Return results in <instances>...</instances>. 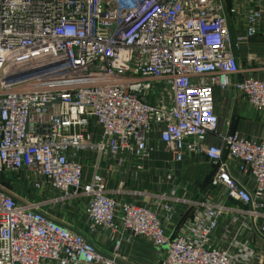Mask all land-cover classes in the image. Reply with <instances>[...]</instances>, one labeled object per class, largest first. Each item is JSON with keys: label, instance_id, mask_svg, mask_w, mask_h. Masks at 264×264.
<instances>
[{"label": "built area", "instance_id": "2783aa9c", "mask_svg": "<svg viewBox=\"0 0 264 264\" xmlns=\"http://www.w3.org/2000/svg\"><path fill=\"white\" fill-rule=\"evenodd\" d=\"M228 14L244 36L264 30V0H0V264H134L117 249L137 236L162 248L158 264L252 263L240 234L264 233V137L221 131L213 87L264 109V73L238 75L242 35L231 36ZM154 82L168 103L147 97ZM153 129L173 160L213 164L220 199L160 192L147 206L108 194L98 157L147 156ZM83 151L97 156L86 177ZM78 196L110 252L42 209ZM178 201L188 208L176 218ZM226 213L233 231L222 228L219 245Z\"/></svg>", "mask_w": 264, "mask_h": 264}, {"label": "crops", "instance_id": "0c3cea01", "mask_svg": "<svg viewBox=\"0 0 264 264\" xmlns=\"http://www.w3.org/2000/svg\"><path fill=\"white\" fill-rule=\"evenodd\" d=\"M227 24L233 38L236 35H242L237 47L234 49L238 61V75L251 74L258 76L264 73V60L260 58L264 55V30L261 29V26L255 34L244 36L243 21L240 16L228 14ZM247 54L254 56L248 59ZM213 90L215 109L218 112V127L221 131L234 130L250 138L264 137V109L252 107L245 97L235 94L231 87L219 88L214 86ZM211 140V137L206 139L207 142ZM147 143L150 146L149 153L140 159H135L128 154H117L115 156L105 154L98 157V169L106 171L105 186L108 194L114 199L119 201L123 199L135 200L139 204L149 206L155 199L154 194L160 192L187 199L209 196L214 200H218L222 197L223 189L221 187L213 189L210 185L209 180L214 167L202 154L185 156L180 161L173 160L167 146L158 139L157 130L155 129L148 132ZM117 156L120 158L118 163L116 161ZM96 157L93 151H83L77 156L78 159L84 162V177L91 172ZM168 171L172 172L178 182V185L176 184L177 186L173 189V193L170 192L173 182L166 177ZM231 172L241 182L247 185L250 183V180L240 176L235 169L231 168ZM30 196L32 197V195ZM45 196L46 194L35 195L36 198L41 197L43 200ZM228 202L231 201L228 200ZM173 204L176 218L183 215L188 208L185 201H178ZM82 206L83 198L78 196L65 202L46 199L42 209L51 217L82 232L100 250L110 252L111 244L107 238V233L105 231L90 232L87 229V217ZM229 215V213H226L218 220L214 239L216 244L221 245L222 243L219 237L222 228L227 227L230 232L233 231ZM240 238L247 240L255 252L251 264H264L262 259L264 233L257 235L255 230L244 228L241 230ZM161 249L153 246L147 237L137 236L131 240L121 241L117 252L119 258L134 264H158L160 253H162Z\"/></svg>", "mask_w": 264, "mask_h": 264}, {"label": "rangeland", "instance_id": "374dc122", "mask_svg": "<svg viewBox=\"0 0 264 264\" xmlns=\"http://www.w3.org/2000/svg\"><path fill=\"white\" fill-rule=\"evenodd\" d=\"M162 85L163 84L161 82H154V87L152 88V90H149L147 96L151 101L157 102L161 100L164 103L169 102V94L167 90L162 87Z\"/></svg>", "mask_w": 264, "mask_h": 264}]
</instances>
